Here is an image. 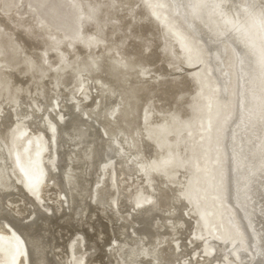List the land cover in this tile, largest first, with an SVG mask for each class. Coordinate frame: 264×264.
Listing matches in <instances>:
<instances>
[{"label": "rangeland", "instance_id": "rangeland-1", "mask_svg": "<svg viewBox=\"0 0 264 264\" xmlns=\"http://www.w3.org/2000/svg\"><path fill=\"white\" fill-rule=\"evenodd\" d=\"M259 8L264 16V5ZM174 9L172 0H0V117L8 114L0 123V146L9 164L11 191L28 199L30 232L40 234L45 228L50 258L63 247L64 264H127L128 246L120 244L110 229L121 228L124 240L133 245L138 225L132 213L148 203L164 212V224L169 226L165 231L158 217L151 219L160 233L156 250L162 264H196L204 259L213 260L210 264H237L240 254H249L245 261L254 258L228 192L226 144L240 86L236 57L221 40L216 68L207 43ZM118 58L125 66L117 64ZM66 95L102 135L106 128L116 131L112 144L118 153L130 163L137 160L135 172L127 176L134 187V209L117 198L115 160L99 164L90 188L94 184V196H106V201L104 211L95 212L91 230L85 224L87 206L95 207L89 193L82 199L85 211L80 218L74 219L72 207L66 219L52 216L53 200H46L42 183L36 188L26 183L18 167L20 156L36 165L41 181L49 172H58L57 141L68 119L63 108ZM115 95L119 117L111 116L105 106ZM33 118L42 125L30 126ZM166 119H172L171 132L164 130L161 136L171 152L163 153L169 157L173 153L178 164L169 178L156 167L159 150L144 134L145 128L160 127ZM50 183L46 180L44 186ZM124 184L121 189L126 192L130 184ZM174 197H183L189 214L171 222L178 214L175 207H181ZM1 227L6 239L0 235V255L15 256V227L5 220ZM26 243L19 242V249H26L21 247L17 263L36 264ZM92 246L96 249L90 251ZM216 246L223 248L222 254L215 253Z\"/></svg>", "mask_w": 264, "mask_h": 264}, {"label": "bare ground", "instance_id": "bare-ground-1", "mask_svg": "<svg viewBox=\"0 0 264 264\" xmlns=\"http://www.w3.org/2000/svg\"><path fill=\"white\" fill-rule=\"evenodd\" d=\"M172 1L175 13L181 17L195 35L207 43L205 45L211 52L216 68L220 67L219 60L222 51L219 43L221 40H225L234 51L240 86L238 88L239 95L237 96V114L230 128L226 144L229 173L228 192L231 205L238 212L239 219H241L249 235L251 251L254 255L253 259L245 261L246 256L249 254L245 257L240 254L236 262L237 264H264V16L259 8L260 4L264 5V0H245L242 4L238 0ZM131 13L132 11L129 10L128 14ZM116 62L120 66L126 64L124 59L120 58ZM148 71L154 72L153 70ZM142 80L141 83H143ZM224 81L223 78L220 80L221 87H223ZM65 98L66 104L63 108L68 114V119L63 122L62 131L57 141V147L59 146L58 155L56 156V161L59 164L58 172H49V175L41 181L42 173L36 170V165L22 161L20 156L18 167L26 183L32 184L35 188L42 183L41 190L46 200H53L49 207L52 216L57 217L59 215L61 218L66 219L69 217L72 207L74 219L76 217L80 218L85 211L82 199L85 200L86 198L83 197L89 193L90 200L95 207L87 206L88 212L85 224L87 229L91 230L94 222L91 220L95 217V212L97 210L104 211L103 204L106 201V196H94V184L90 188L92 179L96 177L99 170V164L111 158L115 160L117 198L124 205H128L129 209H134L132 206L134 187L130 181L128 182L127 176L135 172L137 160L130 163L126 160L125 155L115 150L112 144L113 136L116 134L115 130L106 128V135H102L100 129L85 118L82 107L75 108L74 100L68 95ZM118 102L117 95L106 102V109L111 116L116 115V117H119ZM7 118L8 114L1 115V125L4 124L3 121ZM33 119V122L28 123L30 126L36 125V127H39L42 125L39 118ZM161 121L164 123L160 127L158 124L145 128L144 134L148 137V140H151L154 149L158 148L159 150L158 154L161 157L154 156L156 167L163 176L169 178L172 174L170 170L178 164H176L177 160L173 153L170 154V157L166 156L171 151H169L168 143L161 134L164 130L171 132L169 129L172 119ZM163 150H166V154L163 153ZM5 155L0 146V229H2L1 224L4 220L13 225L17 232L14 235V241L18 246L14 249L15 256L13 254L7 256L2 253L0 261L2 264H18L17 256L22 253L24 248L26 249V246L24 248L21 246L23 249L21 247L19 249V242L26 239V245L30 246L37 258L36 264H64L67 254L66 249L63 247L58 248L56 253H52V260L49 257V246H46L48 242H45L48 234L44 230L45 228L41 229L43 233L40 234L30 232L33 225L32 222L26 223V220L32 209L29 207L28 199L20 196V194L12 193L13 182L8 175L9 164ZM150 157L152 156L150 155ZM164 160L165 162H163ZM45 178L52 183L51 186H44ZM95 182L97 183V181ZM126 182L130 184V188H127L125 192L121 189V183ZM170 191L174 192L173 189H170ZM138 195L141 194L138 193ZM173 201L181 203L179 204L181 207L178 209L174 206L175 210L178 211L174 213L177 212L178 214L171 216V222H175L176 219L184 216L187 211V205L183 201V197H174ZM36 211L39 210L36 209ZM186 214L188 215L189 212H186ZM163 215L164 212L154 204L148 203L146 208L136 209L132 216L134 223L138 225L137 229H133L138 239L133 245L128 243L129 240H124L123 237H126V233L121 228H117V230L110 229L113 236L118 238L119 241H117L120 244L128 246V251L124 256L127 264H162V256L156 250L160 233L153 226L151 219L158 217L162 228L166 231L169 226L164 224L166 217ZM46 219L51 218L46 217ZM197 229H201V224H197ZM121 234L123 235L121 236ZM0 235H2L1 232ZM2 236L6 239L4 235ZM95 249L96 247L92 246L89 250L93 251ZM216 249L215 253L218 254H222L224 251L223 248L218 246H216ZM13 260H16V263ZM50 260L53 262L50 263ZM212 261H205L204 259L203 262H197L196 264H210Z\"/></svg>", "mask_w": 264, "mask_h": 264}]
</instances>
